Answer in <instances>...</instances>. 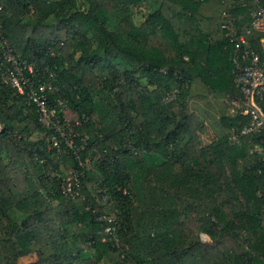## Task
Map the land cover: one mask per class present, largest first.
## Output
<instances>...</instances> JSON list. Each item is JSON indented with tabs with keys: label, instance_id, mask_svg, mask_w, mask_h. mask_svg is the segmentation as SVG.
I'll list each match as a JSON object with an SVG mask.
<instances>
[{
	"label": "trees",
	"instance_id": "obj_1",
	"mask_svg": "<svg viewBox=\"0 0 264 264\" xmlns=\"http://www.w3.org/2000/svg\"><path fill=\"white\" fill-rule=\"evenodd\" d=\"M145 1L153 9L138 22ZM255 6L0 0V57L10 47L33 65L34 86L54 84L48 103L66 129L56 145L0 58V264L31 254L37 264H264L263 136L233 141L248 119L225 111L241 90L223 24L246 33ZM261 34L248 35L260 52ZM197 63L206 70L187 71ZM190 98L223 127L207 144L192 132ZM59 100L77 120L64 121Z\"/></svg>",
	"mask_w": 264,
	"mask_h": 264
},
{
	"label": "built area",
	"instance_id": "obj_2",
	"mask_svg": "<svg viewBox=\"0 0 264 264\" xmlns=\"http://www.w3.org/2000/svg\"><path fill=\"white\" fill-rule=\"evenodd\" d=\"M254 2L256 6L251 11V29L262 33L259 38L261 52L251 45L248 38V35L252 34L250 28L247 29L246 33H242L227 23L223 24V28L229 30L227 34L235 46L233 57L234 81L241 90V96L233 97L231 101L236 107L235 113L244 115L248 119L240 131L232 135L233 141H238L240 136L255 133L261 134L264 141V0H254ZM224 14L227 13L224 12ZM0 58L5 63L12 65L7 67L5 73L7 82L16 87L19 92H26L28 99L36 103L40 121L46 127L54 129L52 139L58 145L57 130L60 129L61 134L65 135L66 129L61 125L62 120L57 108L48 103V91L55 88L54 84L40 82L37 87L34 86L31 76H28L25 71L27 69L29 73L33 74V65L21 60L10 47L3 51V57ZM28 86L29 89L26 91ZM169 98H173V95ZM59 104L66 106L61 100H59ZM63 118L69 124L64 114ZM255 149L263 155L264 159V145H256ZM66 191L74 197L80 195L79 183L75 186L69 181Z\"/></svg>",
	"mask_w": 264,
	"mask_h": 264
},
{
	"label": "rangeland",
	"instance_id": "obj_3",
	"mask_svg": "<svg viewBox=\"0 0 264 264\" xmlns=\"http://www.w3.org/2000/svg\"><path fill=\"white\" fill-rule=\"evenodd\" d=\"M153 9V6L150 5L148 2L142 3L137 9H136V20L139 22L143 17H145L151 10ZM207 65L205 63H197L194 67H187V71H204L206 70ZM226 102V101H225ZM229 103V104H228ZM226 104L227 107L225 109L228 116L234 115L236 112V107L232 103V101L228 102ZM66 104V103H65ZM68 105V104H67ZM62 105L63 114L66 117V120L68 122L74 121L78 119V114L76 111H74L69 105L68 106ZM189 107H190V117L189 122L192 129V132L196 137L200 138V142L202 144H207L210 141L214 140L218 133L222 131V125L219 122V118L216 115V113L211 110L208 106H206L204 103L191 99L189 101ZM219 108V106H218ZM96 118V115L94 116ZM3 128V126H0V130ZM39 135H48L45 131L40 132L36 131L32 135V139H37ZM69 144L72 143V141L68 142ZM64 152V150H61ZM60 169L64 171L65 176L71 175L72 167L69 163L63 161L60 164ZM54 170H50V173H53ZM55 172V171H54ZM94 184H90V188H93ZM203 238L208 239V236L206 234H203ZM37 256L35 254H31L28 256H23L20 258L21 264H37ZM100 264H111L110 261L104 260Z\"/></svg>",
	"mask_w": 264,
	"mask_h": 264
}]
</instances>
